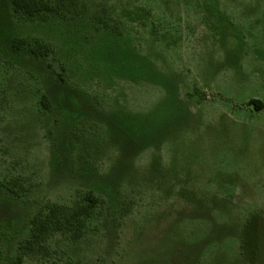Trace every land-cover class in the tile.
<instances>
[{
    "label": "rangeland",
    "instance_id": "374dc122",
    "mask_svg": "<svg viewBox=\"0 0 264 264\" xmlns=\"http://www.w3.org/2000/svg\"><path fill=\"white\" fill-rule=\"evenodd\" d=\"M49 1L0 0V264H264V0Z\"/></svg>",
    "mask_w": 264,
    "mask_h": 264
},
{
    "label": "trees",
    "instance_id": "16d2710c",
    "mask_svg": "<svg viewBox=\"0 0 264 264\" xmlns=\"http://www.w3.org/2000/svg\"><path fill=\"white\" fill-rule=\"evenodd\" d=\"M14 11L16 13H23L29 17H35L39 14L58 12L61 8L57 4L54 5L49 0H11ZM27 41L23 39L14 40L12 48L16 51L22 50ZM50 52L48 45L37 42L31 47V53L36 57L47 56ZM46 102V98H44ZM250 106H253L256 112L264 110V101L251 100ZM7 189L11 193H16L10 186ZM85 205L76 206L73 208H65L62 206H52L46 212L40 211L31 221L32 234L21 248L22 252L33 251L34 247L40 244H45L48 237L57 231L70 229L73 233V238L79 240L82 237L83 229L85 228V220L103 203V200L96 196L93 192H89L84 197ZM257 227V224L255 225ZM23 255H19L18 263L23 260Z\"/></svg>",
    "mask_w": 264,
    "mask_h": 264
},
{
    "label": "crops",
    "instance_id": "0c3cea01",
    "mask_svg": "<svg viewBox=\"0 0 264 264\" xmlns=\"http://www.w3.org/2000/svg\"><path fill=\"white\" fill-rule=\"evenodd\" d=\"M214 1H216V0H214ZM215 10H217L219 13H221L222 14V12H221V7H219V6H217V4L215 3ZM218 7V8H217Z\"/></svg>",
    "mask_w": 264,
    "mask_h": 264
}]
</instances>
